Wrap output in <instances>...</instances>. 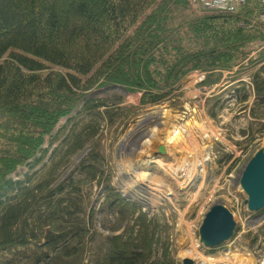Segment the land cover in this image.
<instances>
[{
    "label": "trees",
    "instance_id": "trees-1",
    "mask_svg": "<svg viewBox=\"0 0 264 264\" xmlns=\"http://www.w3.org/2000/svg\"><path fill=\"white\" fill-rule=\"evenodd\" d=\"M192 8L190 0H0V264H178L143 205L112 184L98 153L89 152L66 185L54 184V167L31 187L11 175L45 158V137L81 102L88 112L104 106L87 98L94 89L118 86L140 94L141 106L158 104L177 96L194 71L204 73L199 85L212 86L225 72L255 67L250 92L245 82L234 89L239 102L255 98L244 134L262 132L264 24L256 18L264 2L247 0L231 13ZM79 135L65 138L67 154L81 147ZM92 180L121 228L112 236L95 228L93 208L86 219L65 210L64 189L78 193ZM31 200L44 206L34 229Z\"/></svg>",
    "mask_w": 264,
    "mask_h": 264
},
{
    "label": "rangeland",
    "instance_id": "rangeland-1",
    "mask_svg": "<svg viewBox=\"0 0 264 264\" xmlns=\"http://www.w3.org/2000/svg\"><path fill=\"white\" fill-rule=\"evenodd\" d=\"M255 70L225 72L221 82L212 86L199 85L204 73L194 71L184 78L177 96L144 106L139 104L140 94L127 93L118 86L94 89L87 98L104 106L88 112L81 102L45 137L43 146L49 147L45 158L36 166L32 162L18 167L11 177L25 180L24 185L31 187L49 178L54 167V184L66 185L74 167L89 152L98 153L100 167L111 174L112 184L123 196L143 205L161 243L167 241L176 260L191 258L188 250L194 248L182 238L179 228L198 229L207 205L217 197L231 211L244 248L254 252L253 264H264V212L248 209L244 202L247 195L239 184L245 163L259 147L264 149V130L255 131L254 136L244 134L254 121L250 109L255 98L250 94L239 102L234 89L240 82H248ZM216 101L219 105L214 106L216 115L212 117L210 107ZM151 111L160 114L153 117ZM176 128L179 139L166 143ZM78 132L81 147L67 154L65 138L69 140ZM140 136L144 137L138 140ZM186 164L191 166V173ZM78 175L75 170L73 177ZM63 194L68 197L66 211L86 219L93 208L94 226L100 233L112 236L120 232L113 213L100 206L103 190L95 181L82 186L78 193L65 188ZM43 207V201H30L29 228L34 229ZM2 210L0 207V214ZM180 220L187 223L179 225Z\"/></svg>",
    "mask_w": 264,
    "mask_h": 264
},
{
    "label": "water",
    "instance_id": "water-1",
    "mask_svg": "<svg viewBox=\"0 0 264 264\" xmlns=\"http://www.w3.org/2000/svg\"><path fill=\"white\" fill-rule=\"evenodd\" d=\"M239 184L247 195L244 202L249 210L257 211L264 208V149L262 147H259L245 163L239 176ZM235 229L236 221L231 211L220 200L211 203L204 212L198 228L199 240L205 247L213 248L229 239ZM181 263L193 264V261L189 257H184Z\"/></svg>",
    "mask_w": 264,
    "mask_h": 264
},
{
    "label": "built area",
    "instance_id": "built-area-1",
    "mask_svg": "<svg viewBox=\"0 0 264 264\" xmlns=\"http://www.w3.org/2000/svg\"><path fill=\"white\" fill-rule=\"evenodd\" d=\"M247 0H190V4L193 8L201 11H214V12H235ZM264 2V0H261ZM255 20V19H254ZM256 20L264 24V12H260L257 15ZM262 46L259 47L261 49ZM257 50H253L249 57L256 54ZM246 88L251 90L252 84L250 81L246 82ZM190 167V168H189ZM186 170L191 173L192 168L186 164ZM178 218H183L178 217ZM186 221L179 222L185 224ZM176 225V222H175ZM183 234L182 238L186 240V243L193 246V250H188L191 255L193 264H253L255 260L254 252L247 250L243 246V240L237 231L234 230L231 237L214 248L205 247L199 240L198 229L188 227L179 228ZM181 259L177 258L178 264L181 263Z\"/></svg>",
    "mask_w": 264,
    "mask_h": 264
},
{
    "label": "bare ground",
    "instance_id": "bare-ground-1",
    "mask_svg": "<svg viewBox=\"0 0 264 264\" xmlns=\"http://www.w3.org/2000/svg\"><path fill=\"white\" fill-rule=\"evenodd\" d=\"M149 114H153V117H156L158 114H160L159 113V111H156V112H150ZM150 118V116H147V119H149ZM175 128V127H174ZM179 132H180V130H177V128L176 129H174V130H172L169 134H168V136L166 137V143H171V142H174L175 140H178L179 139ZM151 136V135H150ZM149 136V137H150ZM144 136H140V137H138V140H140L141 138H143ZM122 145H123V142L121 143V147H122ZM185 167V166H184ZM184 167H182V168H184ZM178 168H180V167H178ZM181 169V168H180ZM185 245V244H184Z\"/></svg>",
    "mask_w": 264,
    "mask_h": 264
},
{
    "label": "flooded vegetation",
    "instance_id": "flooded-vegetation-1",
    "mask_svg": "<svg viewBox=\"0 0 264 264\" xmlns=\"http://www.w3.org/2000/svg\"><path fill=\"white\" fill-rule=\"evenodd\" d=\"M217 201H220V199H218L217 197H215L214 199L210 200L209 205H210L211 203H214V202H217ZM209 205H207V207H208Z\"/></svg>",
    "mask_w": 264,
    "mask_h": 264
}]
</instances>
